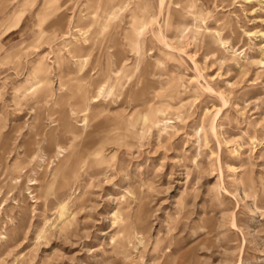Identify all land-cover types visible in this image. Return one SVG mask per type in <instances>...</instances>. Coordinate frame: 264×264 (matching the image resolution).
<instances>
[{
    "label": "rangeland",
    "instance_id": "rangeland-1",
    "mask_svg": "<svg viewBox=\"0 0 264 264\" xmlns=\"http://www.w3.org/2000/svg\"><path fill=\"white\" fill-rule=\"evenodd\" d=\"M50 1L0 0V264H264L262 39L243 35L264 33V3L198 1L243 36L230 38L241 55L219 62L190 26H167V1L158 14L159 0H124L107 24L108 0H57L61 23ZM138 6L156 21L137 39ZM92 33L105 52L93 78L121 52L133 69L124 88L134 92L145 61L157 88L128 99L90 88L106 110L96 131L73 112V78L91 67L79 71L70 53L74 37ZM132 38L143 51L137 69ZM41 67L48 97L38 106ZM146 105L153 122L135 121ZM62 113L80 139L61 131Z\"/></svg>",
    "mask_w": 264,
    "mask_h": 264
},
{
    "label": "bare ground",
    "instance_id": "bare-ground-1",
    "mask_svg": "<svg viewBox=\"0 0 264 264\" xmlns=\"http://www.w3.org/2000/svg\"><path fill=\"white\" fill-rule=\"evenodd\" d=\"M56 1L57 0H52L49 2V5L52 8L50 15L57 16L58 19L60 20L59 23H61L63 21V16L61 14V10H62L61 8L63 5H60V4L55 5V3L57 4ZM123 1L124 0H108L105 3L103 12H102V19L105 21L104 22L105 24H107L110 20L117 18L118 12L124 8ZM165 1H167V5L165 7L166 8L165 21H166L167 26L170 27V25H172L173 23H176L177 25V29L175 28L176 32H179L178 29L182 28V26H184V28L190 26L191 29L193 30L196 43L201 42L203 45H205L206 49L209 51V54H212L213 59L219 60V62H221L225 60L226 56L228 55L229 57H232V58L238 57L241 55V51L240 53H238L239 49L235 48V46L231 43L232 41H230L231 40L230 38L234 36L235 39H241V37L243 36L237 32L234 23L229 19L230 17H227L226 15H220L219 17H212L210 16L211 12L207 6H206L207 12L205 11L204 13V10L202 9L204 7L203 4L205 5L210 4L212 2L211 0H202L203 4L200 6L198 5V1L200 0H159V6H158L159 13L158 14H161L164 8V5H165L164 4ZM245 1H247L246 2L247 4L256 3L258 5H262L264 3V0H245ZM213 2H216V1L213 0ZM132 10L130 14L133 18L138 19V16H136L138 13L140 17L139 18L140 20H137L136 22L132 24V27H133L132 32L138 39L139 37L143 35V33H145L144 31L147 30L149 26H151L152 21L154 20L156 21V17L154 16L151 20H148V18L145 17V14L143 13L142 9H139V6L138 8L136 7V9H134L133 11ZM81 27H84V26H81ZM159 30H160V26H159ZM98 33L100 34V31ZM98 33L88 34V35H85V37L82 36L83 37L82 39L74 37L73 41L71 42V52H70L71 57L74 59V61L78 65L79 71L81 70L83 71L84 66H86L84 65V63H88V61H89L88 67H91V69H87L84 76L82 75L83 77L79 78V77L74 76L73 78V85H74L73 87H74V92H75V98L77 100V102L73 106L74 108L73 112H75V114L76 112L77 114H82L83 116L82 122L86 125L85 128L88 126L87 124L89 123V126L93 128V131L99 130L101 128L102 124H100L98 120L100 119L101 115L106 112V110H104L102 106L98 107V104H97L98 101H93L94 103L96 102V104H91V101H90L91 97L86 96V94L89 93L90 88L95 87L97 89V94H98L97 97L104 96V95L107 96L112 89H115V92L117 93V95L124 94L126 99H128L132 95L136 96L138 93H141L143 90L145 91V88L146 89L150 88L152 89V91H155V93L157 91L156 84L155 82H153L154 80H151V78L155 77L156 75L155 64L152 63L151 61H145V63L143 62V66L140 70V73L139 75H137V86L135 87L136 89L134 90V92H133V89H131V87L129 89L124 88L125 81L130 75V70H133V69L124 67V63L126 62L127 58L121 52L114 53L113 55H111L112 58H114V60L112 62H109V60L107 59L105 61V64L102 66L103 68L102 67L100 68L98 79L93 78L92 71L98 66H100L99 56L105 53L103 48L101 51L100 50L96 51L97 40L99 39L97 37ZM183 33H185V31ZM256 34L258 35V37L262 39V45L259 48L261 58L258 64L264 65V33L261 31H257V32L244 31L243 33V35L246 36V38H250ZM182 36L183 35H181V37ZM197 37H200L201 40H199ZM155 38H156L155 40H157L159 43L164 44L168 49L170 48V45L167 43L165 36H163L161 32H159ZM137 39L132 38V40H129L130 41L129 43L130 51L134 53L137 57L136 63H135L136 65L134 69H137L139 67L140 63H142L141 61L143 58V51H141L140 49L141 43ZM189 45H191V43H189ZM244 46L245 45H243V47ZM241 65L240 63H236V66H238L239 70H241L242 68ZM40 69H41L40 74L35 76V79L37 80L36 84L41 85V86L38 85L37 87V89L38 88L40 89V93H41V94L39 93L40 95L36 99V104L38 106H40L42 102H45L46 98L48 97L47 96L48 87L46 88L45 82H44L45 81L44 74L47 69L43 70V67H41ZM120 72H122V76L118 75V73ZM223 100H224V97H223ZM217 111L219 112V110ZM155 113H156V108L152 105H146L143 115L136 111L133 112V114L135 115V121L141 120L143 123L153 122V120L155 119ZM215 115L217 114H214V116ZM131 118L132 117H130V119ZM59 121H60L59 128L61 129L63 133L68 132L69 137L67 136V139L70 140V142L71 140L74 142L75 140L80 139L82 137V134L77 133L75 127H70L68 123V115L66 113H62L60 115ZM212 123L214 124V122ZM213 129H216V128H214L213 126ZM217 135L218 134H216V136ZM2 140H4V138L1 136V133H0V142ZM6 140L7 139H5V141ZM62 147L59 146V148L61 149ZM69 152L71 153V148L69 149ZM140 203H142L141 200H140ZM63 215L64 214L61 212L60 217H62Z\"/></svg>",
    "mask_w": 264,
    "mask_h": 264
}]
</instances>
